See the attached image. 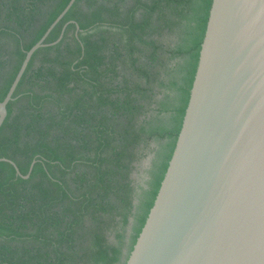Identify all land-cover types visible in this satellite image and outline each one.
Instances as JSON below:
<instances>
[{
	"label": "trees",
	"instance_id": "obj_1",
	"mask_svg": "<svg viewBox=\"0 0 264 264\" xmlns=\"http://www.w3.org/2000/svg\"><path fill=\"white\" fill-rule=\"evenodd\" d=\"M69 0H0V101ZM212 0H75L0 127V264H125L173 152ZM62 34L59 41L55 42ZM55 42V43H54Z\"/></svg>",
	"mask_w": 264,
	"mask_h": 264
},
{
	"label": "water",
	"instance_id": "obj_2",
	"mask_svg": "<svg viewBox=\"0 0 264 264\" xmlns=\"http://www.w3.org/2000/svg\"><path fill=\"white\" fill-rule=\"evenodd\" d=\"M74 1L25 52L0 127L31 56ZM0 161L24 178L35 162L22 175ZM125 264H264V0L211 1L176 143Z\"/></svg>",
	"mask_w": 264,
	"mask_h": 264
}]
</instances>
